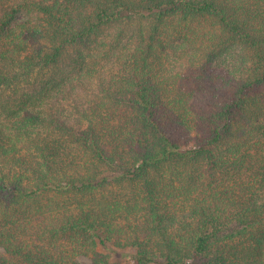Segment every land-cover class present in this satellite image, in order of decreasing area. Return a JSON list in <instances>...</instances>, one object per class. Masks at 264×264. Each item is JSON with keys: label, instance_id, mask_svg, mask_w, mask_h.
Returning <instances> with one entry per match:
<instances>
[{"label": "trees", "instance_id": "16d2710c", "mask_svg": "<svg viewBox=\"0 0 264 264\" xmlns=\"http://www.w3.org/2000/svg\"><path fill=\"white\" fill-rule=\"evenodd\" d=\"M0 264H264V0H0Z\"/></svg>", "mask_w": 264, "mask_h": 264}, {"label": "rangeland", "instance_id": "374dc122", "mask_svg": "<svg viewBox=\"0 0 264 264\" xmlns=\"http://www.w3.org/2000/svg\"><path fill=\"white\" fill-rule=\"evenodd\" d=\"M3 254V250L0 248V255ZM76 261L79 263V264H92L91 260L87 257H84V256H79L77 257ZM120 264H125V259L123 258L122 261L119 260Z\"/></svg>", "mask_w": 264, "mask_h": 264}]
</instances>
